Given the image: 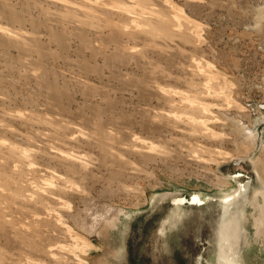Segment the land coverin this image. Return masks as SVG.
Masks as SVG:
<instances>
[{"label":"rangeland","instance_id":"374dc122","mask_svg":"<svg viewBox=\"0 0 264 264\" xmlns=\"http://www.w3.org/2000/svg\"><path fill=\"white\" fill-rule=\"evenodd\" d=\"M115 1L0 0V145L7 142L20 153L15 150L13 160L0 157V207L13 205L10 214L22 226L56 219L57 230L48 229V243L65 246L68 253L75 250L74 260L83 258L89 264L99 259L103 247L97 237L87 238L75 216L105 206L131 213L124 256L108 264H217L223 245L218 232L237 217L242 224H236V235L226 243L233 245L228 252L232 249L231 255L242 260L247 250L244 229H252V204L264 189V32L243 25L254 1ZM96 2L104 5L91 6ZM97 11L123 28L141 24L148 31L151 28L142 25L145 18L152 17L147 19L150 24L157 14L165 15L173 21L168 28H175L172 35L198 26L193 30L199 38L167 40L143 33L131 38L127 27V35L116 42L105 23H86L89 12ZM122 11L127 15L117 14ZM13 13L19 19L13 20ZM163 69L171 75L164 77ZM181 101L201 104L207 111H185ZM226 111L235 119H250L256 136L251 156L235 151L234 127L225 119ZM96 141H111L110 153H102ZM139 152L163 155L157 163ZM256 159H261L257 166ZM8 160L14 194L5 200L11 187L1 184V170ZM218 168L232 180V187L221 190L216 180H209L212 186L206 189L186 186ZM153 174L168 187L153 189L148 179ZM29 191L36 194L27 200ZM154 191L157 199L148 205L145 200ZM194 195L201 201L179 209L171 201ZM42 225L39 235L44 237ZM6 229L0 230V248L10 246L8 263L26 264L28 254L18 252L12 229ZM87 241L96 246L89 256L81 253L88 250ZM254 251L262 252L261 247Z\"/></svg>","mask_w":264,"mask_h":264},{"label":"bare ground","instance_id":"6f19581e","mask_svg":"<svg viewBox=\"0 0 264 264\" xmlns=\"http://www.w3.org/2000/svg\"><path fill=\"white\" fill-rule=\"evenodd\" d=\"M4 2L6 0H1V2ZM109 1V0H108ZM115 1V0H113ZM118 1V0H116ZM115 1V2H116ZM132 1V0H131ZM141 1V4H144L145 0H140ZM249 2L252 1V0H248ZM253 7L251 6V8H248V14L249 16L246 14L245 18H248L247 21H245L243 23V25H245L246 29L248 31H252L253 30H258L257 32L259 31H263L264 29V1L263 0H253ZM99 2V1H98ZM112 2V0H111ZM120 2V1H118ZM136 2V1H135ZM113 3V2H112ZM4 5V3H2ZM1 4V5H2ZM6 4V3H5ZM109 4V2H108ZM117 4V3H116ZM83 5V4H82ZM101 5H104L103 3H100L98 4L97 2L96 3H92L91 6H93L94 8H97L99 9L100 7H102ZM106 5V4H105ZM115 5V4H114ZM139 5V4H138ZM145 5V4H144ZM252 5V4H251ZM112 6V4H111ZM116 6V5H115ZM119 6V5H118ZM116 6V8L118 7ZM121 6V4H120ZM142 6V5H141ZM152 6V5H151ZM3 7V6H2ZM4 7H7L4 5ZM74 7V6H73ZM64 8V7H63ZM70 8V7H69ZM104 8V7H103ZM110 8V7H109ZM5 10V8H3ZM8 9V8H7ZM71 9V8H70ZM73 9V8H72ZM85 9V8H84ZM92 9V8H90ZM114 9V8H113ZM125 9V8H123ZM140 9V7H139ZM143 9V8H142ZM77 10V9H76ZM86 10V9H85ZM136 10V9H135ZM70 11V10H68ZM83 11V10H82ZM100 11V10H99ZM94 12L93 13H90L89 12V16H86L87 17V20L86 23H89L90 25H95L96 23H105L106 26H108L112 31H113V39L116 40V42L118 40H120V37H123L124 35H127V33H125V31H128L127 27H129L130 32L129 34L127 35L128 37H134L138 34H152V35H158V36H161L162 39H167V40H175V38L177 39H181V40H186V41H190L193 39V40H197L199 38L198 36V30H193V28H190V27H187V31L185 33H179L177 32L176 35H172V32L171 31H168V28L171 26V24H173L170 20V18L166 17L165 15H161L160 14H157L155 19H154V22L153 23H150V24H147L148 23V20L147 19H151L152 17H148V18H145V23L142 24L143 26L146 25V26H149L151 29L148 31L147 30H144L146 28L143 29V27L140 28V25L136 24V25H132L131 23L129 25L131 26H128L126 25V28H123L124 26H118L117 24H114L112 22V20H109L106 18L105 19V15L103 16L102 14H98V12ZM103 11V10H102ZM100 11V13L102 12ZM120 11V10H119ZM142 11V10H141ZM143 11H146V10H143ZM4 12V11H3ZM75 12V11H74ZM85 12V11H84ZM125 11H122V13H117L118 15H121V14H125L127 15V13H124ZM11 13V12H10ZM82 13V12H81ZM86 13V12H85ZM108 13L110 14L111 12L109 11L108 9ZM114 13V12H113ZM112 13V14H113ZM141 13V12H140ZM7 14V13H6ZM79 14V13H78ZM108 14V15H109ZM144 14V13H143ZM10 15V14H9ZM107 15V14H106ZM114 16V15H113ZM122 16V15H121ZM17 16L13 14H11V18L16 19ZM74 17V16H73ZM120 17V16H119ZM180 18V17H179ZM17 19H19L17 17ZM68 19V18H67ZM85 19V17L83 18ZM126 19V18H125ZM104 20V21H103ZM119 20V19H118ZM188 20V19H186ZM17 21V20H16ZM19 21V20H18ZM194 22V21H193ZM79 23V22H78ZM127 23V22H126ZM129 23V22H128ZM187 23V22H186ZM192 23V21H191ZM189 23V24H191ZM85 24V23H84ZM123 24V23H121ZM152 24V25H151ZM196 24V23H195ZM124 25V24H123ZM193 26V25H192ZM145 27V26H144ZM198 27V26H197ZM196 27V29H197ZM120 28H123L125 30H123L124 32L121 31ZM172 28V27H170ZM169 28V30H171ZM185 28V27H184ZM186 30V28L184 29ZM8 31V30H7ZM148 31V32H147ZM171 32V33H170ZM261 32V33H262ZM197 38V39H195ZM16 40V39H15ZM135 40V39H134ZM137 40V39H136ZM192 40V41H193ZM165 41V40H164ZM3 43V42H2ZM136 43V42H135ZM129 44V43H128ZM124 53V52H123ZM123 53L121 52V54L123 55ZM117 59H120L121 57L120 56H117L116 57ZM163 68V67H162ZM164 71V69H163ZM171 74H168L166 71H164L163 73V76L164 77H169ZM162 78V77H161ZM166 87V86H165ZM167 88V87H166ZM164 91V90H163ZM166 94V93H165ZM178 94V93H177ZM183 94V93H182ZM209 94V93H208ZM165 96H175L174 94H166ZM166 98V101L170 104H172V102ZM182 99V98H181ZM182 102V101H181ZM174 104H172L173 106ZM181 106L183 108H185V111L187 108H191L190 111L194 112V114L196 113H200V112H203V109L204 111L207 109L205 108H201V104L198 105L200 107H197V106H192V105H189L186 103L181 104ZM190 106V107H189ZM203 106V104H202ZM179 107V106H178ZM193 108V109H192ZM242 113V112H241ZM211 114V113H210ZM224 115H225V119H227L228 122L232 123V126L234 127V147H235V151H239V152H243L244 155H247V156H251V153L254 150V146H255V141H256V136L255 134L252 133L251 129H250V119L249 120H246L245 117H238V118H234V115L232 114V112H224ZM240 115V114H239ZM237 115V116H239ZM196 117V121L198 122L199 120H197V115H194ZM193 117V116H192ZM186 118V117H185ZM195 119V118H194ZM185 121V120H184ZM191 121V124H192V120L190 119ZM201 123V121H199ZM226 122V121H225ZM188 123H190L188 121ZM225 124V123H224ZM193 125V124H192ZM201 125V124H200ZM204 125V124H203ZM56 126V125H55ZM177 126V125H176ZM192 127V126H191ZM201 127V126H200ZM202 128V127H201ZM204 128V126H203ZM102 128H100V132H102L103 130H101ZM194 131L197 130L195 129V127L193 128ZM207 129V128H206ZM199 132V131H198ZM201 132V131H200ZM197 134V132H195ZM202 133V132H201ZM210 134V133H209ZM204 135V134H203ZM196 136V135H195ZM31 142V141H30ZM110 142L111 141H96L98 145H96L97 147H100V148H104V150H102L104 153L105 151L106 152H109V149H110ZM121 141H113L111 144L115 143H120ZM129 142V141H128ZM140 142V141H139ZM142 143V141H141ZM156 143V142H155ZM123 144V143H122ZM157 144V143H156ZM126 147H129L128 145H126V143L124 144ZM18 149V148H17ZM17 149H14L12 146H10L7 142H1V145H0V157H2L3 159H6L9 158L11 160H13L16 156H17V152L18 151ZM21 149V148H20ZM16 150V151H15ZM114 150V149H112ZM123 150V149H122ZM126 150V149H125ZM22 151H25L24 149ZM22 151H21V155L23 157V154H22ZM222 151V149H221ZM112 152V151H111ZM128 152V151H127ZM163 152V151H161ZM168 152V151H167ZM220 152V151H219ZM25 153V152H24ZM110 153V152H109ZM108 153V154H109ZM113 153V152H112ZM141 154V156L143 157L144 154L142 152H139ZM227 153V152H226ZM229 153V152H228ZM264 154V152H262ZM18 154L19 151H18ZM26 154V153H25ZM135 154H138L135 153ZM143 154V155H142ZM159 154L160 155H163L162 153H158L157 156H150L149 154L144 156V158H148V160L151 162V161H156L157 163H159V161H161V156L159 157ZM169 155V154H168ZM242 155V154H241ZM20 156V155H19ZM218 156V155H217ZM264 156V155H263ZM216 157V156H215ZM25 158V157H24ZM29 158V156H28ZM160 158V160H159ZM163 158V157H162ZM169 158V157H168ZM65 159V158H64ZM11 160H8V164L6 162V166H4L2 168V174H3V183L1 184H4L6 187H11L10 188V196H8L7 194L6 197H3V199L5 200H8V199H12L13 196L11 195L13 193V185H14V182L12 181L11 179V176L9 174V167H11V165H9V163L11 162ZM70 159L66 160V161H69ZM147 160V159H146ZM167 160V159H166ZM224 160V159H223ZM223 160H220L223 162ZM163 161V160H162ZM260 161L261 162V159H256L255 160V164L257 166V164L259 165L260 163L258 162ZM264 161V159H263ZM13 162V161H12ZM227 162V161H226ZM2 163V162H1ZM69 163V162H68ZM219 163V162H217ZM14 164V162H13ZM262 164H264L262 162ZM261 164V165H262ZM4 165V164H3ZM9 165V166H7ZM163 165V164H162ZM203 165V164H202ZM73 168H75L73 165H71ZM263 166V165H262ZM259 167V166H258ZM257 167V169H258ZM206 168V167H205ZM204 169V168H203ZM264 169V168H263ZM262 169V171H264ZM170 170V169H168ZM172 170V169H171ZM179 170V169H178ZM177 170V172H178ZM161 171V170H160ZM174 171V170H173ZM180 171V170H179ZM147 172V171H146ZM175 172V171H174ZM114 173V172H113ZM112 173V174H113ZM120 173V172H119ZM153 173V172H151ZM179 173V172H178ZM264 173V172H263ZM117 174V173H116ZM121 175V174H120ZM195 175V174H194ZM260 175V173H259ZM264 175V174H263ZM133 177V176H132ZM147 177V176H146ZM120 178V177H119ZM131 178V177H130ZM148 178V177H147ZM187 178V177H186ZM195 178V176H194ZM207 178V179H205ZM205 178L202 179V180H196L195 179H191L190 181H187L186 182V186L187 187H195L197 189H206L208 186L209 187V184L208 181L211 180V181H217V184L219 186V189L221 190H226L227 188H230L233 186V183H232V180L230 178H226V177H223L221 174H220V169H216V170H207L205 171ZM260 178H261V181L263 182L264 184V179L263 177L260 175ZM123 179V178H122ZM150 179V185L152 186V188H161V186H163V188H165V186H167L166 182L164 181H161L157 176L156 174H153L151 176H149ZM187 180V179H186ZM205 180V181H204ZM1 181V180H0ZM182 182V181H181ZM212 182V183H213ZM183 184V183H182ZM2 185V186H4ZM141 185V184H140ZM147 185V184H146ZM211 185V184H210ZM214 185V184H213ZM1 186V187H2ZM142 186V185H141ZM182 186V185H181ZM212 186V185H211ZM121 187V186H120ZM168 187V186H167ZM166 187V188H167ZM217 187V186H216ZM215 187V188H216ZM111 188V187H110ZM113 188V187H112ZM136 188V187H134ZM148 188V187H147ZM151 188V189H152ZM156 188V189H157ZM180 188V187H179ZM211 188V187H210ZM13 189V190H12ZM139 189V188H138ZM144 191H145V188H143ZM150 189V188H149ZM160 189V190H161ZM214 189V188H213ZM218 189V188H216ZM28 190V189H27ZM52 190V189H51ZM123 190V189H122ZM148 190V189H147ZM220 190V191H221ZM22 192V190H20ZM24 191V189H23ZM111 191V189H110ZM28 192V191H27ZM36 192V191H35ZM35 192H32V191H29V193H31L29 195L26 196V199H32L31 195L34 196V194H36ZM39 193V190L37 191ZM124 192V191H123ZM122 191L119 193H123ZM138 192V191H137ZM142 192V191H141ZM7 193V192H6ZM112 193V192H111ZM117 193V192H116ZM117 194V195H120V194ZM157 193V192H156ZM154 193L155 195H153L152 197H150L149 199L145 200V202H147V204H152L153 202H155V200L157 199V194ZM2 194V192H1ZM14 194V193H13ZM145 194V192H144ZM143 194V195H144ZM4 195V193L2 194ZM1 195V196H2ZM136 195V194H135ZM138 195V194H137ZM142 195V196H143ZM141 196V195H140ZM146 197V196H145ZM47 199V198H46ZM49 199V197H48ZM231 198H225V202L226 201H229ZM139 200V199H138ZM137 200V201H138ZM187 200V201H185ZM171 201H173L172 203H174V206L176 208H182L183 206H185L186 204L188 205H193L197 202H200L201 199L198 195H194L192 198H188V197H174ZM56 202H58V200H56ZM6 203V202H4ZM17 203V202H15ZM50 203H53L50 201ZM137 203V202H136ZM139 203H141L139 201ZM12 204V203H11ZM146 204V203H145ZM144 204V205H145ZM7 205V204H6ZM1 206L0 207V230L1 231H4V229L6 228H9V229H12L13 231V234H14V237L16 238L15 241L17 243L16 246H18L19 251H22L24 252L26 255L28 254V258L26 259V264L29 263V264H50V263H47V260L53 258L54 260V257H57V255H62V256H58V258L56 260H54L53 264H89L88 261H85L83 258H79V259H75L74 260V257H72L75 252V250H73V253L66 251V250H63L62 248L66 249L65 246L63 247H57L56 246H53L51 245L50 243H48V240H49V232H48V229H56L57 230V227L58 226V223L56 222V219L53 218L52 221H50L49 218L47 219H44V220H40V219H37L35 220L34 222H31V221H28L29 224L28 226H22L18 221H17V218L14 217L13 215H11L10 213H12V207L13 205H8V206ZM24 206H27L28 209H33V206L32 205H28L26 203L23 204ZM55 205V204H54ZM138 205H141V204H138ZM136 206V205H135ZM253 206V209H254V214H253V217H252V224H251V228L253 229H248V228H245L244 231H245V237L247 238V241L245 243V246L247 247V250L244 251V255H243V259L240 260V258L238 257H234V255L232 254L231 255V251L228 252L229 250H227L230 246L227 247V243H226V240L230 237H233L236 235L235 231H236V228L238 229V225L236 224H239L241 221H237V217H234L233 220L230 221L229 223V226L228 225H225L223 227V229L221 230L220 232V235H219V232H218V236L219 237V241L222 245V248H221V253H220V259L218 261L217 264H248L246 261L249 262L250 264V261L252 264H264V262H261L262 260V257L264 256V189L259 191L258 194L256 195L255 197V201L254 203L252 204ZM140 207V206H139ZM124 208V207H123ZM133 208V207H132ZM145 208V207H144ZM89 209V208H88ZM127 209V208H126ZM125 209V210H126ZM124 209H120V208H117L116 206L115 207H111V206H105L104 208H102L101 210H97L96 212H91V213H87L85 216H81V215H78V216H75V222L77 223V225L81 227V229L85 232V235H87V238H90V237H97L99 239V241L101 242V246L103 247V254L99 257V259L95 260L94 264H108L109 261L112 259H117L118 261L122 258L124 255L123 254V251H124V246L126 244V238H127V235H128V226H129V221H130V210L128 211L130 213V215H128V212L125 211ZM42 212V211H41ZM89 212V211H88ZM134 214V212H133ZM244 218V217H243ZM18 220H20L18 218ZM240 220V219H239ZM242 220V218H241ZM245 220V219H243ZM244 222L243 221V225H244ZM40 224H43L42 226H45L43 229H46V234H44L45 236L43 237L42 235L40 236L39 232L41 230V227H40ZM242 224V223H240ZM37 225H39V227H36ZM8 230V229H6ZM220 230V229H219ZM43 232V231H42ZM230 232H232V235H230ZM9 233V232H7ZM64 235V234H63ZM73 239L75 238V240H78L79 239V235H73ZM8 242V240H7ZM73 242V241H72ZM75 242V241H74ZM225 243V244H224ZM74 244V243H73ZM9 245V244H7ZM6 245V246H7ZM61 245V244H59ZM62 246V245H61ZM78 246V245H77ZM87 246L88 250H84L82 249L81 250V253H83V255H86V256H89V250L91 249H95V245H93L92 243L88 242L87 241ZM233 246V245H232ZM231 246V247H232ZM5 247V246H4ZM10 247V246H9ZM7 247V249L9 248ZM261 247V250L262 252L260 251V255L256 254V255H253V253H255L254 250H258V248ZM6 248V247H5ZM3 249V248H0V264H7L8 263V254H7V249ZM59 248V249H58ZM81 248V247H80ZM24 251H23V250ZM58 249V250H57ZM76 249V248H75ZM9 251V249H8ZM22 252H20L22 254ZM23 253V255H24ZM78 253V252H77ZM19 254V253H18ZM246 254V255H245ZM20 255V254H19ZM80 255V253H79ZM8 256V257H7ZM85 256V257H86ZM261 260H260V258ZM25 257V256H23ZM43 257V258H41ZM69 257L71 258L70 260ZM82 257V256H81ZM10 258V257H9ZM18 259V257H16ZM15 258V260H16ZM21 258V257H20ZM67 258V259H66ZM239 259V260H238ZM11 260V259H9ZM25 260V259H24ZM73 260V261H72ZM17 261V260H16ZM19 261V260H18ZM17 261V263H18ZM9 264V263H8Z\"/></svg>","mask_w":264,"mask_h":264},{"label":"water","instance_id":"95a60500","mask_svg":"<svg viewBox=\"0 0 264 264\" xmlns=\"http://www.w3.org/2000/svg\"><path fill=\"white\" fill-rule=\"evenodd\" d=\"M185 201H187V200H185Z\"/></svg>","mask_w":264,"mask_h":264}]
</instances>
